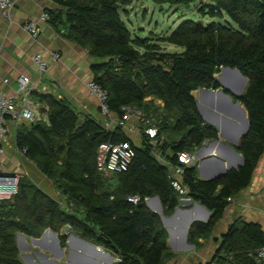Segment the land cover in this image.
Returning a JSON list of instances; mask_svg holds the SVG:
<instances>
[{
	"label": "trees",
	"instance_id": "obj_1",
	"mask_svg": "<svg viewBox=\"0 0 264 264\" xmlns=\"http://www.w3.org/2000/svg\"><path fill=\"white\" fill-rule=\"evenodd\" d=\"M52 1L48 22L56 29L64 27L68 39L102 59L92 65V71L94 79L109 91L110 111L120 117L124 105L141 109L154 118L158 136L154 144L144 138L137 144L121 125L109 127L90 114L82 119L66 97L38 92L48 105V120L21 122L16 141L65 195L66 205L23 174L18 191L0 199V264H26L19 255L17 231L39 237L51 228L61 245H67V225L108 249L117 258L116 264H164L174 257L168 229L144 196L157 194L166 215L180 203L169 165L159 157L174 160L178 150L195 152L204 139L219 138L218 128L201 115L191 91L199 86L221 87L214 74L225 64L237 66L248 78L240 95L229 93L245 105L249 127L235 146L244 157L243 164L215 177H202L196 163L182 176L186 194L211 210L207 220H195L188 229V240L202 246L222 219L229 197L251 183L264 153V0L202 1L198 9L204 15L223 21L185 18L157 40L132 34L123 18L132 0ZM153 1L191 7L195 0ZM158 41L183 49L167 51ZM225 79L241 84L231 74ZM211 100L204 97L203 101ZM219 101L225 104L216 97V104ZM226 108L234 111L240 124L235 129L243 127V114ZM139 124L143 130V122ZM104 140L132 142L136 153L127 169L111 175L99 170L97 149ZM134 193L141 195L137 202L128 198ZM217 239L214 256L194 264H264V256L257 252L264 245L260 222L236 217Z\"/></svg>",
	"mask_w": 264,
	"mask_h": 264
},
{
	"label": "crops",
	"instance_id": "obj_2",
	"mask_svg": "<svg viewBox=\"0 0 264 264\" xmlns=\"http://www.w3.org/2000/svg\"><path fill=\"white\" fill-rule=\"evenodd\" d=\"M53 5L52 0H16V4L10 10L9 15H4L0 10V88L8 92L15 90L16 78L20 73H26L33 78L41 75L45 83L31 91L27 96L37 109L44 111L48 107L46 103L40 100L38 92H51L69 99L82 119L85 114H90L98 121L105 122L106 116L100 110L99 97L88 86V82L94 79L92 65L102 61V59L90 55L87 48L68 39L64 27L56 29L49 22L41 19L39 23L43 27L42 32L38 37H33L23 26V23L28 19L38 20L41 12L46 7ZM55 52L59 53L58 58L54 57ZM37 53H40L46 62V68L43 71L40 70L34 59ZM4 76L10 77L9 83L3 82ZM246 83H248V78ZM147 97L151 98L150 95ZM205 98L211 97L205 96ZM155 101L160 105L164 104L161 98H156ZM231 114L233 119H236L235 114ZM116 118L117 116L111 113L110 127L115 125ZM24 121L27 120L20 119L9 122V133L2 141L5 149L4 168L28 175L45 191L60 200L62 193L56 188L52 179L26 153L22 154L19 150L16 141V129L17 125ZM227 121L229 123L226 127L229 129L228 131L232 132L238 125L232 119H227ZM139 122V117L131 116L126 132L129 135L128 131H130L129 136L133 139V135L136 133L141 140ZM241 136L239 135L237 143L228 137H220V139L223 141V147L229 150V143L225 141L233 142L235 147L238 145ZM210 154L212 155L209 157ZM210 154L207 155L209 158L202 164L206 171H201L199 166V175L202 177H211L213 171L218 169L220 159H226L221 153L211 152ZM233 160L232 166L236 167L243 164L244 157L237 151L234 152ZM149 206L158 210L162 208V203L160 205L159 200L152 195ZM197 208L199 209L197 211L199 219L207 220L211 210L208 209L207 212L201 207ZM185 216L186 210L182 209L172 221L167 223L164 221L170 234L168 244L176 252L175 256L165 264L206 262L216 252L218 242L215 246L213 243L210 245L205 243L202 246L203 249L199 250L194 243L188 240V231L186 236L184 232ZM239 216L246 220L260 222L264 228V153L256 165L251 183L242 189L237 196H234L226 207L222 219L215 226V237L223 234L233 220ZM70 232H73L74 235L68 238L67 245H61L58 233L55 236L50 230L42 237L17 231L16 241L19 255L26 264H109V262L114 264L115 256L108 249L103 248L108 252L93 250L79 237L82 235L73 228ZM70 240L73 248L71 257L69 256ZM186 248L194 249V251L182 252ZM68 258H70L69 262L67 261Z\"/></svg>",
	"mask_w": 264,
	"mask_h": 264
},
{
	"label": "built area",
	"instance_id": "obj_3",
	"mask_svg": "<svg viewBox=\"0 0 264 264\" xmlns=\"http://www.w3.org/2000/svg\"><path fill=\"white\" fill-rule=\"evenodd\" d=\"M16 4V0H0V10L4 15H9L10 10ZM46 7L40 14L39 19H28L23 23L25 30L33 37H38L42 32V25L39 20L45 22L49 21L50 14ZM54 57L58 58L59 53L55 52ZM41 71L45 70L46 62L42 59L41 54L37 53L34 57ZM4 83L10 82L9 76L2 78ZM45 83L43 77L37 76L33 78L26 73H20L16 78V89L8 92L0 88V199L11 198L18 191V183L22 173L6 170L4 168V155L5 149L3 146V139L9 133V122L17 121L20 119L33 121L36 119L48 120L47 108L44 111L37 109L28 100V95L31 91L38 88L41 84ZM90 90L97 94L100 100V110L106 116L105 124L110 125L111 111L108 104L109 91L98 83L95 79L88 82ZM123 114L115 119V124L121 125L128 130V121L131 116L139 117L145 127V132L151 137L155 138L158 135V128L154 118L143 114L142 110L132 106H123ZM110 127V126H109ZM22 154L26 153L25 147H19ZM135 148L128 140L113 142L111 140L103 141L99 144L97 149L98 168L101 172L111 175L116 171L127 169L133 156L135 155ZM157 156L160 155L157 153ZM161 158L169 165L171 182L174 188L180 193L181 196H186L187 187L182 181V176L187 167L193 165L195 153L182 149L176 153L174 160ZM179 197V198H180ZM130 200L137 202L140 200L141 195L138 193L131 194L128 197ZM146 200L150 199V195H145ZM230 201L233 197H229ZM259 256H264V245L258 248ZM231 264V263H225Z\"/></svg>",
	"mask_w": 264,
	"mask_h": 264
},
{
	"label": "water",
	"instance_id": "obj_4",
	"mask_svg": "<svg viewBox=\"0 0 264 264\" xmlns=\"http://www.w3.org/2000/svg\"><path fill=\"white\" fill-rule=\"evenodd\" d=\"M201 20V19H200ZM231 74L234 75V77L239 78V79H243L244 83L240 84V85H231L229 83H227L225 81V76L227 74ZM214 76L218 79V81L221 83V87L218 88H211V87H207V86H199L196 89H193L191 91V94L195 97L196 99V103H197V107L200 110L202 116L206 119H209L211 122H213L219 131V138H214V139H204L202 145L194 152L195 153V158L193 160V165H195L196 163H198L199 161V166H200V170L202 171V163H204V161H206L212 154L208 156H203L204 154H206L207 152L211 153V152H216V153H221L223 156L226 157L223 159H220L219 164H218V169L214 170L212 173L211 177H215L218 176L222 173H224L225 171H227V168L231 167L233 165V157H234V152H237L236 148L233 145H230V149L226 150L222 143L223 141L220 139L221 138H226L228 137L229 139L233 140L235 143H237V140L239 138L240 135V131L243 129H245L246 124L248 122V114H247V109L245 107V105L243 104L242 101L238 100V99H233L232 95L229 93L232 92L235 95H240L244 89V85L246 83L247 80V76L244 75L237 66H230V65H225L222 64L220 66V70L217 71ZM200 94V95H199ZM206 94L209 95L212 100H211V106H206L207 110H210V112L213 115H208L207 112L205 111V106L201 103L200 98H202V95ZM219 97V98H223L226 103L228 105H230L232 108H234L237 111H242L243 113V118H244V126L241 128V130L236 129L235 131H226L225 128L221 125V120H233L236 125H239L238 120L233 119L232 114L233 112H230V115L224 113L222 111V106L220 104L216 105L215 104V98ZM228 110V109H226ZM223 124H225L223 122ZM222 126V127H221ZM249 127V126H248ZM244 134V133H243ZM242 134V135H243ZM215 157V155H214ZM160 202L161 205V200L159 198V196L157 194L154 195ZM179 204L177 205L176 209L174 210L173 213H171L170 215H164V221L167 223L168 221H172V219H174L177 214L179 213L180 210L184 209L186 210V216H185V227H184V232H185V236L187 235V231L188 228L190 226V224L195 221V220H200L198 217V213L194 211L195 208L197 207H201L203 209H205L208 212V209L201 203L194 201L193 198L191 196H181L179 198ZM51 231L55 236L57 235V232L52 230L51 228H47L41 235L44 236L46 234L47 231ZM71 231V226L67 225L65 227V232H70ZM72 235H74L73 232L69 233L68 238L72 237ZM40 237V238H41ZM82 240H84L87 244V246L93 250H104L106 252H108L107 250L103 249L102 246L86 239L83 238L82 236H79ZM68 241V239H67ZM69 256L71 257L72 252H73V248L71 247V240L69 242ZM62 248V247H61ZM63 250V249H62ZM111 257H113V255L110 254ZM69 259H67V261L69 262ZM116 264V263H114Z\"/></svg>",
	"mask_w": 264,
	"mask_h": 264
},
{
	"label": "rangeland",
	"instance_id": "obj_5",
	"mask_svg": "<svg viewBox=\"0 0 264 264\" xmlns=\"http://www.w3.org/2000/svg\"><path fill=\"white\" fill-rule=\"evenodd\" d=\"M202 1L205 2L207 0H195L194 2H192L191 7H190V5H186V4H182V3H175V4L170 5L168 3L160 4V3H157L153 0H132V3L128 6L129 13L123 12V18L125 19L128 27L130 28L133 35H139V36H143V37L146 36V37L151 38L153 40H157V39L161 38L162 35H164L166 33H170L185 18L194 17L196 19L203 18L207 21H209V20L210 21L211 20L223 21V19H221L218 16H210L208 13H206V15H204L202 13V11L200 9H198V7H200L202 5V3H203ZM225 18L229 19V16L226 14ZM231 22L233 23V25L235 27H238L237 23H235L232 20H231ZM158 42H160L162 47L164 49H166L167 51L179 52L183 49V47L181 45H178L176 43H172L169 41H158ZM229 81H226V82L229 83ZM242 82H243V79L241 80V83ZM205 96L210 97L209 95H204V97ZM201 102L204 104V101L202 99H201ZM220 105L222 106V111L224 113L229 115L230 112H234L231 109L226 108V105H228L227 103L220 104ZM207 106H211V103H208ZM226 109H228V110H226ZM205 111L207 112L208 115H213L210 112V110H205ZM204 119L206 121L210 122L211 124L215 125L210 120H208L206 118H204ZM222 121L225 123V124H223V125H225V127L229 123V121L226 122V120H224V119H222ZM128 133L130 135V131H128ZM133 136H134V139L137 142V144H140L141 140L139 139L137 134L135 133ZM225 142H227L233 146L235 145L233 142H230V141H225ZM209 154L210 153L207 152L203 156H207ZM65 198L66 197L64 194H62L60 197V200L63 202L64 205H66V199ZM150 202H151V200H149V203ZM155 210L160 213L162 220L164 221V215H166V214L163 213L162 208L158 209V210L155 209ZM215 234H216V232H214L207 240H202L204 243L203 245H205V243H207L209 245H210V243H213V245L215 246V244L217 242L219 243V241H218L219 239H217V238H220L222 236V234H220L219 236H216V237H215ZM202 246H196V248L199 250H202L203 249ZM192 251H194V249L186 248L182 252L189 253ZM116 259L117 258L115 257L114 263H116Z\"/></svg>",
	"mask_w": 264,
	"mask_h": 264
},
{
	"label": "bare ground",
	"instance_id": "obj_6",
	"mask_svg": "<svg viewBox=\"0 0 264 264\" xmlns=\"http://www.w3.org/2000/svg\"><path fill=\"white\" fill-rule=\"evenodd\" d=\"M229 74V73H228ZM225 79V78H224ZM239 79V78H238ZM226 80V79H225ZM240 80V79H239ZM228 83V82H227ZM244 83V81L241 83V84H243ZM230 84V83H229ZM231 85H233V84H231ZM235 86V85H234ZM204 95H206V94H203L202 95V98H200V100L202 99V100H204ZM216 99V98H215ZM220 99H223V98H220ZM223 101H224V103H226V101L223 99ZM202 103V102H201ZM207 103H211V101H208ZM203 104V103H202ZM215 104H216V102H215ZM218 104H222L220 101L218 102ZM218 104H216V105H218ZM204 106H205V108H206V106L208 105V104H203ZM230 106V105H229ZM205 110H207V108L205 109ZM241 113H242V111H240ZM243 114V113H242ZM221 122H223L222 120H221ZM221 125L223 126V124L221 123ZM221 126V127H222ZM238 126H240V124L238 125ZM243 126H244V124H243ZM248 126V122H247V124H246V127ZM224 128H225V130L226 131H228L229 129L228 128H226L225 127V125L223 126ZM246 127H245V129H246ZM158 128V127H157ZM236 128V127H235ZM242 128V127H241ZM241 128L239 129L238 128V130H241ZM245 129L243 130H241L240 131V135H242L243 134V132L245 131ZM235 129H233L232 131H234ZM140 136H141V140L144 138V140L145 141H149V143H151V144H154L156 141H157V136L155 137V138H151L146 132H145V127L143 126V130L142 129H140ZM163 137V136H162ZM104 141H106V140H104ZM124 141V140H123ZM128 141H130V140H128ZM103 142V141H102ZM114 142V141H113ZM101 143V142H100ZM130 143L132 144V142L130 141ZM133 145V144H132ZM134 146V145H133ZM99 147V146H98ZM153 147V146H152ZM134 148H135V146H134ZM135 151H136V149H135ZM136 153V152H135ZM239 153V152H238ZM241 154V153H240ZM242 155V154H241ZM135 156V155H134ZM133 156V157H134ZM243 156V155H242ZM98 162V161H97ZM203 164V163H202ZM231 167H234V166H231ZM231 167H229V168H227V170L228 169H230ZM203 171H206L205 169H204V167L202 166V168H201ZM125 170V169H124ZM123 171V170H122ZM116 172H119V171H116ZM226 172V171H225ZM224 172V173H225ZM115 173V172H114ZM223 174V173H222ZM221 175V174H220ZM172 183V182H171ZM186 196H189V195H186ZM151 198H152V195L150 196V199L149 200H151ZM146 200V199H145ZM149 200H146V202L148 203V205H149ZM194 200V199H193ZM195 201V200H194ZM134 202V201H133ZM198 202V201H197ZM200 203V202H199ZM202 204V203H201ZM205 206V205H204ZM177 207V206H176ZM206 207V206H205ZM207 208V207H206ZM176 209V208H175ZM208 209V208H207ZM199 209L198 208H195L194 209V211L195 212H197ZM257 252H258V249H257ZM226 263H231V262H226ZM109 264H110V262H109ZM225 264V263H224ZM232 264V263H231Z\"/></svg>",
	"mask_w": 264,
	"mask_h": 264
}]
</instances>
